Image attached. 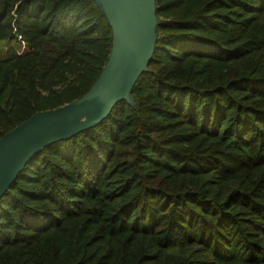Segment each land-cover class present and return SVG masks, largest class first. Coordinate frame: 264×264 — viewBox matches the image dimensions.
<instances>
[{
  "label": "trees",
  "instance_id": "trees-1",
  "mask_svg": "<svg viewBox=\"0 0 264 264\" xmlns=\"http://www.w3.org/2000/svg\"><path fill=\"white\" fill-rule=\"evenodd\" d=\"M149 71L0 198V264H264V0H155ZM0 137L84 94L112 30L94 0H0Z\"/></svg>",
  "mask_w": 264,
  "mask_h": 264
},
{
  "label": "water",
  "instance_id": "water-1",
  "mask_svg": "<svg viewBox=\"0 0 264 264\" xmlns=\"http://www.w3.org/2000/svg\"><path fill=\"white\" fill-rule=\"evenodd\" d=\"M94 2L112 30L109 56L84 94L58 107L34 112L0 137V198L36 153L97 125L117 102H135L133 86L150 70L158 38L156 1Z\"/></svg>",
  "mask_w": 264,
  "mask_h": 264
},
{
  "label": "rangeland",
  "instance_id": "rangeland-1",
  "mask_svg": "<svg viewBox=\"0 0 264 264\" xmlns=\"http://www.w3.org/2000/svg\"><path fill=\"white\" fill-rule=\"evenodd\" d=\"M9 49L17 52H24L26 49V44L24 42L16 40H1L0 41V57L7 55Z\"/></svg>",
  "mask_w": 264,
  "mask_h": 264
}]
</instances>
